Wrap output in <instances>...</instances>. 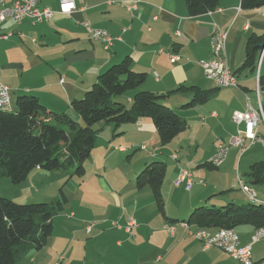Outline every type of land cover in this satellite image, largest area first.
Segmentation results:
<instances>
[{
	"label": "crops",
	"instance_id": "obj_1",
	"mask_svg": "<svg viewBox=\"0 0 264 264\" xmlns=\"http://www.w3.org/2000/svg\"><path fill=\"white\" fill-rule=\"evenodd\" d=\"M13 1L6 0V3L11 4ZM73 2L75 8L72 13L62 14L59 0H38L40 9L49 8L54 12L51 20L33 23L26 19L16 24L8 19L1 26L0 32L8 35V38L0 40V83L10 88L13 108L19 96H35L49 111L66 113L79 121V116L72 110L71 102L81 99L97 82L100 74L126 57L131 58L135 72L146 75V82L140 88L130 91L132 94L127 96L129 106L138 91L165 95L162 103L187 122L188 117L181 116V107L193 99V93L190 91H179L170 95L168 93L183 86L196 87L204 91L216 90L208 101L209 104L208 102L200 104L205 106V110L202 108L203 111L200 113V121L197 113V118L190 121V125L187 122V129L192 126L194 129L199 127L200 131L206 129L212 132L213 143L209 154L205 155L207 162L202 165L199 162L194 167L189 157L181 158L179 151L171 154V159L166 156L169 152H166L165 148L156 147L155 152H147L146 144L153 142L158 135L150 119H142L136 124H125L118 130L112 125H97L104 126L105 131H109L108 136L114 138L123 136L122 139L125 140L121 142L128 144H116L114 152H105L104 161H109L115 151L119 155L132 153L130 159L133 161V169L130 172L129 185H133L135 177L137 179L151 163H164L167 172L162 186L164 213L160 211L149 186L138 190L144 191L145 200L142 202L139 198L141 191L133 194L132 199L124 197L123 188L126 185L121 184V187H118L120 189L115 190L116 195L111 193L115 198L114 204L118 213L116 216L107 217L110 208L106 209L101 225L103 230L98 231L96 239H107L105 250L109 259L114 260V264H236V261L223 250L205 249L194 237L202 228L188 224V219L201 207L222 205L217 207L221 208L230 204L245 206L252 201L241 187L239 191L235 185L224 189L214 183L207 184L201 178L206 176L207 172L201 167L214 156L220 140L223 142L228 140L229 143L230 138L237 133L233 129L232 115L236 111H246L247 98L252 104L251 95L256 97L257 104L253 106L257 108V93L259 91V96L262 93L259 88V76L260 71L264 74V69L260 66L259 73L246 70L238 74V89H216L214 82L207 80L202 63L212 59L211 38L217 25L228 32L226 54L229 67L233 72L240 69L245 62L248 40L253 36H264V6L254 10H243L240 0H223L214 12L191 17L185 0H73ZM132 6L134 7L131 8ZM85 22H89L95 28L104 29L117 38L113 46L106 49L101 42L90 40L83 27ZM173 57L177 58L174 62ZM252 79L254 85L249 84ZM185 102L188 103L184 105ZM224 118H228L230 129L224 125L226 121ZM219 130L225 139L217 135ZM195 132L193 131V134ZM190 138L188 136V139ZM175 139L171 142L172 146L175 148L182 146L181 152H184L183 143L174 142ZM189 142L201 143L195 137ZM203 145L201 143V146ZM133 149L136 150L131 152ZM234 149L235 152H241L240 148ZM139 150L144 152L137 154ZM186 150L191 152V147L188 146ZM197 156L194 157V161ZM167 160L171 164H167ZM183 172L190 174L188 179L191 180L192 186L189 189L188 180L177 184ZM102 178L105 176H100L98 182L105 192L109 188ZM241 179L246 185L256 186L251 187L256 195L255 200L264 204V184L253 185L251 180L242 177ZM38 185L43 187V183ZM41 189L36 188L38 191L36 197L46 198L39 195ZM258 202L256 204H259ZM209 203L213 205L207 206ZM71 210L69 209L66 214L70 215V219L76 218L77 215ZM63 211L61 213H64ZM129 217L134 218L138 224L132 235L124 228H115L114 225V222H119V225L124 227ZM205 229L210 233L218 231V228ZM234 230L241 247L252 244L256 227L243 224ZM74 245L73 241L66 247L67 259L61 256L58 263L53 264L78 262L81 257L80 248ZM83 248L82 263L87 264L84 251L86 245H83ZM33 253L34 251L26 256ZM96 253L98 263L102 264L97 250ZM252 259L256 264H264V239L252 245ZM38 262L35 260V263ZM104 262L111 264L110 261Z\"/></svg>",
	"mask_w": 264,
	"mask_h": 264
},
{
	"label": "trees",
	"instance_id": "obj_2",
	"mask_svg": "<svg viewBox=\"0 0 264 264\" xmlns=\"http://www.w3.org/2000/svg\"><path fill=\"white\" fill-rule=\"evenodd\" d=\"M222 1L185 0V3L189 15L198 17L214 12ZM240 1L243 10L264 6V0ZM263 45L264 36H253L248 40L245 62L234 72L236 77L246 70L257 72ZM132 65L131 58L126 57L100 74L97 82L81 99L71 102L72 110L83 125L66 113L49 111L35 96H19L11 112H0V178L6 177L18 185L25 182L36 168L48 173L64 172L69 179L73 176L83 177L85 162L91 157L98 139L99 124L112 125L118 130L125 124H136L147 118L156 127L162 145L171 143L184 132L188 127L187 122L162 103L165 95L138 91L129 108L116 100L146 82V75L135 72ZM259 88L264 92L262 71ZM179 91L193 93V99L185 107L204 104L216 93V90L204 91L183 86L168 95ZM206 165L219 169L209 162ZM166 172V165L156 162L149 164L137 177V188L149 186L162 213V186ZM248 177L253 185L264 184V161L252 165ZM67 203L63 188L49 203L22 205L0 198V264H18L30 252L45 248L54 231L53 219ZM188 224L202 229H235L239 225L250 224L257 230L264 228V204L201 207L190 215Z\"/></svg>",
	"mask_w": 264,
	"mask_h": 264
},
{
	"label": "rangeland",
	"instance_id": "obj_3",
	"mask_svg": "<svg viewBox=\"0 0 264 264\" xmlns=\"http://www.w3.org/2000/svg\"><path fill=\"white\" fill-rule=\"evenodd\" d=\"M223 32L226 33L228 37V32L227 31H223ZM230 41L231 40H229V43ZM230 49L231 47H229V50ZM244 78L245 77H243V79ZM253 83H254V79H252L251 83L249 82V84L251 85H254ZM211 85L212 84H210V86ZM254 88L253 89L255 92L256 87ZM129 94H132V92L128 94H124L121 97H117L116 100L122 102L127 108H129L130 106L127 102V98H128L127 96ZM251 96H252V106L256 105L257 104L256 97L254 98V95ZM260 96L262 99V103L264 105V92L260 93ZM219 102L221 103L220 99ZM187 103L188 102H185L183 104L185 105ZM183 104L181 103V106ZM207 104H209V102ZM202 108L203 110H205L204 109L205 106L202 105H196L194 107H185V106L181 107V116L183 117L187 116L188 117L187 122L190 125L191 124L190 121H194V119L197 118V113L200 121V115H201L200 113H202L203 111ZM224 120H226L224 122V125L228 127L227 129H230L229 123L227 121L228 118H224ZM79 121H80L79 123L83 125V122L80 119ZM103 127L104 126L101 127L97 126V128L100 129L98 139L95 143L91 157L85 162L86 172L83 177L73 176L72 178L69 179V175L64 172L48 173L40 168H36L30 174V176L27 178L25 182L18 185L13 184L11 180L6 177L0 178V198L14 201L17 204L25 205L32 203H49L56 198L61 188H63L64 192L69 198V203L66 205L65 210L63 211L64 213H61L54 219V231L49 239L47 246L43 248L41 251H34L32 255L26 256L25 258L21 259L18 264H53L54 262L58 263V258H60L61 256L67 259L65 250L66 247L69 246V244H71V242L73 241L75 244L74 246L80 248V256H81L78 262H75V264H83L82 263L83 262L82 255L84 249L83 245H86L85 248L86 250L84 251L87 257V264H93V263L99 264L97 260L98 255L96 253V250L99 252L100 260L102 264L107 263L104 261H110L111 264L115 263L114 260L109 259L108 253L105 250V246L107 245V241H106L107 239L105 238L101 240L99 238L96 239V234L98 233V231L103 230L101 228V225L103 223V219L105 218L104 214L106 213L107 208H110L107 217L116 216V214L118 213V210L116 209L114 204L115 198L111 195V193L116 195L115 190L120 189L118 187H121L120 185L124 184L126 185L123 188L125 192L124 197L132 199L133 194H136L141 190L138 191L139 189L138 188L136 189V184H137L136 177L133 185H129L130 184L129 180L131 178L130 172L133 169V165H132L133 161H131L130 159L132 158L130 156L132 153L119 155L117 151H115V153L111 155V157L109 158V161L107 162L104 161V158L106 157L105 152H114L113 150L116 144L118 145L119 144L128 145V144L121 142L125 140L122 139L123 136L120 137L116 136L115 138L112 136H108L109 131H105ZM198 129L200 128L197 127L196 129H194L192 126H190L187 130L182 132L179 137L175 139L174 142L183 143L184 152H181L183 150L182 146L179 148H175L172 146V143H169L167 145H162L160 143L158 135L156 136V139L153 142L146 144V146L148 147L147 152H155L156 147L165 148L166 152H169L166 156L171 159V154L177 153V151H179L178 154L182 156L181 158L189 157L190 161L192 162V165L194 163V167L199 162L200 165H202L205 162H207V158H205L206 157L205 155L207 153L209 154L208 151L213 143V140L211 137L212 135L211 131H208L206 129L200 131ZM233 129L234 131L239 130L235 124L233 125ZM193 131L196 132L193 134ZM199 132L200 134L198 135ZM218 132L219 134L217 135L225 139V137L222 134H220L222 132L220 130ZM188 136L191 138L192 137L198 138L199 141L204 145L201 146V143L199 142L198 143L189 142L191 138L188 139ZM260 136L264 138V126H262L261 128ZM115 140L117 141L115 142ZM224 141L228 143V140H224ZM188 146L191 147V152H187L186 149L188 148ZM199 147L201 149H199ZM234 148H239V147H232L230 149L229 156L226 162L224 163L225 165L221 166L219 169H210L206 165L201 167V168H205L204 171L207 172L206 176L201 177L203 180H205L207 184L214 183L219 185L220 187H223L224 189H228L230 185H235L237 187V190H239L240 187L239 181L243 182L241 177L243 179L246 178L247 180L248 179L250 180V178L246 177V175L251 171V165L264 161V145L262 143L259 142L255 143L254 145H251L245 150L240 149L241 152H235ZM135 150L136 149H133L131 152H134ZM196 150H198V152H196ZM143 152L144 151L139 150L137 151V154ZM134 155L136 156V154ZM196 156L197 159L196 161H194V157ZM168 163L170 162L167 160V164ZM100 176H105V178L102 179L109 188V190H105V192L104 189L100 187L98 182ZM238 176H239V180H238ZM39 183H43V187L38 185ZM40 187L42 189L39 195H43L46 198L36 197L38 196V191L36 190V188H40ZM251 187L256 188V186H251ZM146 190H150V189H146ZM251 190L253 189L251 188ZM143 194L144 191H141L139 194L140 201L142 202L145 200V195ZM255 202H258V200L250 201L249 205H256ZM212 205H213L212 203H209L207 206H212ZM215 206L220 207L222 205L219 206L215 205ZM69 209H72L71 211H73V213L77 215L76 218L73 217L72 219H70V215L66 214ZM117 224L118 225H116L114 222L115 228H118L117 226H121L119 225L120 224L119 222ZM87 226L91 227V231L89 232L86 231ZM222 229H229V228H222ZM108 245L111 246V244ZM174 258H177V256H174ZM35 260H38L39 262L35 263ZM62 264H67V263L63 262Z\"/></svg>",
	"mask_w": 264,
	"mask_h": 264
},
{
	"label": "built area",
	"instance_id": "obj_4",
	"mask_svg": "<svg viewBox=\"0 0 264 264\" xmlns=\"http://www.w3.org/2000/svg\"><path fill=\"white\" fill-rule=\"evenodd\" d=\"M62 14H71L74 10L73 0H59ZM132 6L131 8H133ZM54 16V12L49 8L40 9L38 6V0H14L13 3L7 4L6 0H0V28L4 22L8 19L13 20L16 24L22 23L24 20L29 19L33 23H43L47 20H51ZM83 27L87 33V36L92 41L101 42L106 49L113 46L117 38L110 35L104 29H98L93 27L89 22L83 23ZM213 34H220V41H213ZM211 38V55L212 59L202 63L204 73L207 79L213 81L218 88H239L238 78L234 72L229 69L227 75H220L219 77H211V68L214 63H220V59L223 57V53H226L227 34L224 33L217 25H215L214 32ZM179 35V34H177ZM8 35L0 32V40H6ZM264 57V51L262 52L257 71L259 73L260 66ZM177 58L173 57V62ZM259 94V91L258 93ZM10 88L7 85L0 83V107L12 108L10 104ZM232 120L238 127L237 133L230 138V147H222L220 141L218 142L216 152L214 156L209 160L218 161L220 167L226 162L229 151L232 147H239L242 150L254 145L255 143H262L264 145V138L260 136L259 129L264 126V116L260 108H254L249 98H247V109L244 112L236 111L233 113ZM232 146V147H231ZM145 147H142L144 149ZM244 152V151H242ZM189 172H183L180 176L177 184L187 181V188H191V180ZM241 190L248 196V198L256 197L251 188L239 181ZM118 225L117 223H115ZM118 228H124L125 231L132 235L134 230L138 227L136 220L129 217L126 225L117 226ZM172 229V228H171ZM86 230H91L90 226L86 227ZM194 237L201 242L205 249L218 248L229 254L236 264H256L252 259V245L264 239V236L252 237V244L241 247L239 244L238 235H234L231 238H221L213 236V233H205V229L198 230Z\"/></svg>",
	"mask_w": 264,
	"mask_h": 264
},
{
	"label": "bare ground",
	"instance_id": "obj_5",
	"mask_svg": "<svg viewBox=\"0 0 264 264\" xmlns=\"http://www.w3.org/2000/svg\"><path fill=\"white\" fill-rule=\"evenodd\" d=\"M213 41H220V34L213 35ZM229 65L227 60V54L223 53V57L220 59V63H214L211 68V77H219L220 75H227L229 72ZM10 104H12V99L10 97ZM258 107L260 108L262 115L264 116V105L261 102L260 96L258 94ZM12 108L9 107H0V112H11ZM220 144L222 147H230L229 143H224L220 140ZM215 168H220V164L218 161H211L209 162ZM252 201H255V197L250 198ZM205 233H210L208 230L205 229ZM236 231L234 229H220L216 233H213V236H218L221 238H231L236 235ZM255 236H264V228L257 229L255 231Z\"/></svg>",
	"mask_w": 264,
	"mask_h": 264
},
{
	"label": "water",
	"instance_id": "obj_6",
	"mask_svg": "<svg viewBox=\"0 0 264 264\" xmlns=\"http://www.w3.org/2000/svg\"><path fill=\"white\" fill-rule=\"evenodd\" d=\"M263 49H264V45H263Z\"/></svg>",
	"mask_w": 264,
	"mask_h": 264
}]
</instances>
